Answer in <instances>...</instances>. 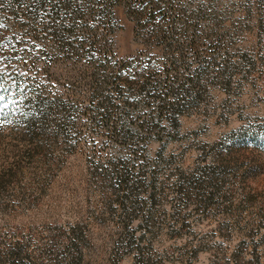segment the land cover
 <instances>
[{"label": "rangeland", "instance_id": "rangeland-1", "mask_svg": "<svg viewBox=\"0 0 264 264\" xmlns=\"http://www.w3.org/2000/svg\"><path fill=\"white\" fill-rule=\"evenodd\" d=\"M88 1L0 0V264H264V0Z\"/></svg>", "mask_w": 264, "mask_h": 264}, {"label": "trees", "instance_id": "trees-1", "mask_svg": "<svg viewBox=\"0 0 264 264\" xmlns=\"http://www.w3.org/2000/svg\"><path fill=\"white\" fill-rule=\"evenodd\" d=\"M36 7L39 9H45L48 11V14L43 17V19L40 21L38 20V17L36 18V22H41L42 29L48 30L50 34L52 35V40H57L60 43L57 45H53V48H57L59 50H62V52H69L71 54L76 53V55H80L83 59V57H86L87 54L83 50L85 47V43L83 44L85 38L91 37L95 38V43H99L101 40L98 37V29L95 27V31L88 25L85 26V29L88 30V34L84 35V38L80 41V44L77 45L79 42L75 39L76 42H73V38L77 37L76 35V27L72 26L74 23H76L78 20L82 19L84 17L83 15L87 13L88 7H83L81 4H76L73 2V0H31ZM88 3L89 1L86 0ZM93 2V0H90ZM87 2H82V4H88ZM48 5L50 8H47ZM91 5V4H90ZM52 8V10H51ZM25 9V7H24ZM53 11V12H52ZM52 12V13H51ZM112 12V11H111ZM47 19H50L47 21ZM38 20V21H37ZM84 39V40H83ZM57 46V47H56ZM66 48V49H65ZM85 52V53H84ZM53 98L49 97H43L42 94L37 95V100L40 104L39 106H43L45 108H55V102L59 99L56 98L55 100H52ZM127 103L131 102L129 99L126 100ZM58 104H62L61 101L58 102ZM74 121V120H73ZM119 132L121 129H117ZM117 130H115L117 132ZM123 134H125L126 137L132 138L133 133L132 129H122Z\"/></svg>", "mask_w": 264, "mask_h": 264}, {"label": "snow or ice", "instance_id": "snow-or-ice-1", "mask_svg": "<svg viewBox=\"0 0 264 264\" xmlns=\"http://www.w3.org/2000/svg\"><path fill=\"white\" fill-rule=\"evenodd\" d=\"M0 88H3V84L0 83ZM4 100V96L3 95H0V101H3Z\"/></svg>", "mask_w": 264, "mask_h": 264}]
</instances>
